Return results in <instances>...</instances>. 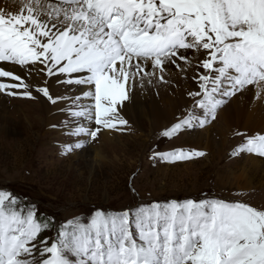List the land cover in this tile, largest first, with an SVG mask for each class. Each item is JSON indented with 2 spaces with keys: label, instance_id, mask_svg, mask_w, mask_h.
Instances as JSON below:
<instances>
[{
  "label": "snow or ice",
  "instance_id": "6c2138e0",
  "mask_svg": "<svg viewBox=\"0 0 264 264\" xmlns=\"http://www.w3.org/2000/svg\"><path fill=\"white\" fill-rule=\"evenodd\" d=\"M189 50L204 54L197 64L203 72L193 77L198 91L189 92L193 107L165 137L215 119L222 104L251 85L264 98V0H13L0 6V92L35 98L33 86L3 64L88 88L62 98L35 86L52 105L72 101L61 111L73 118L69 134L77 139L62 145V154L83 149L101 129L123 130L129 82L133 89L137 77L142 88L157 75L168 82L170 65L190 64ZM93 120L95 127L86 126ZM237 151L264 157V134L247 136ZM153 155L175 162L204 153L177 148ZM18 204L0 190V264H264V210L247 203L189 198L119 213L96 210L86 222L77 217L60 225L51 241L39 240L47 222Z\"/></svg>",
  "mask_w": 264,
  "mask_h": 264
},
{
  "label": "rangeland",
  "instance_id": "374dc122",
  "mask_svg": "<svg viewBox=\"0 0 264 264\" xmlns=\"http://www.w3.org/2000/svg\"><path fill=\"white\" fill-rule=\"evenodd\" d=\"M64 85L57 84V93L71 98L68 85ZM6 99L5 113L12 109L29 110L36 104H32L33 98L6 95ZM226 105L227 102L217 109L215 119H209L203 126L197 123L195 127L198 134L211 127L213 152L202 151L203 156L175 162L153 155L177 148L186 150L183 132L173 137L163 135L170 125L148 139L143 134L148 132L147 121L142 119L140 130L130 124L121 132L113 131V138L110 136L106 140L100 133L97 139L89 140L87 146L90 145L96 154L84 155L82 149L62 154L61 146L77 139L69 134L73 118L66 115L61 117L63 120L55 119L49 125L56 127L49 129L48 122L41 125L34 116L27 115L32 125L28 126L27 120L22 119L23 123L14 125L17 132L0 134V190L18 197L17 207L24 205L35 209L38 220L48 224L39 240L48 238L49 241L57 236L60 225L77 217L86 222L96 210L119 213L153 202H182L189 198L242 202L264 210V168L255 169L245 160L249 156L263 160L264 157L237 151L250 132H228L222 151L216 152V132L220 128L223 130L218 111ZM241 171L251 181L250 187L239 186L232 181V176H225V172L239 175Z\"/></svg>",
  "mask_w": 264,
  "mask_h": 264
},
{
  "label": "bare ground",
  "instance_id": "6f19581e",
  "mask_svg": "<svg viewBox=\"0 0 264 264\" xmlns=\"http://www.w3.org/2000/svg\"><path fill=\"white\" fill-rule=\"evenodd\" d=\"M12 3L13 0H0V6H6ZM203 58V50H201L200 53H195V51L189 50L187 53V59L190 64H185L184 61H178L181 66L180 68H177L175 65H170L164 74L165 80L168 82L160 81L157 75V77L153 78L151 85H148L145 80V86L142 88L140 86L139 77H137V83L133 89L130 81L129 88L132 99L129 102H126V104L120 109L121 115L128 120L127 126L129 127L130 124H132V128L137 130L139 128L140 130V121L145 119L147 121L148 132L143 134L146 138L151 139L152 136L162 130L163 127L171 126L185 116L188 110L194 105V98L189 96V92L198 91V86L193 77L196 76L198 72H203L202 69L197 68L198 61ZM3 66L6 69L14 70L15 74L21 75L26 83L33 86L32 91L33 96L35 97V102H32V104H36L33 107L31 106L32 108L29 110L15 111L14 109H9L10 111L5 113V111H7V94L0 92V134L17 132L14 125L22 122V119L27 120V115L34 116L36 121L39 120L41 125L46 122H48L47 125H49L55 119L58 120L59 118H64V116H66L61 110L67 109L71 105V99L63 100L56 105H52L45 97L35 91V86H48L50 93L54 97H62L57 93L58 87L56 86L57 84L64 85L66 83H58L55 77L48 78L44 72H38V69H34L29 73L27 69H21L20 66L12 64H3ZM39 68H43V65H40ZM146 71H151L150 64L146 68ZM61 79L66 80L67 78L61 77ZM4 82L10 83L12 81L10 78H4ZM36 82L38 84H36ZM67 88L72 93L71 98L80 95L81 89L88 90L87 86L68 85ZM13 91H20V89ZM257 91V86L251 85L243 94H237L236 96L229 98L227 100V105L219 109L218 117L223 120V130L220 128V130L216 132L218 139L213 137L216 141L215 148L217 149V153L222 151L223 148L221 147L226 142L225 137L228 132H246L247 134L250 132L249 135L264 134V98H258ZM262 96H264V94H262ZM25 101L26 100H21V102ZM81 103H90V101L82 100ZM39 108H41V111H38ZM28 122L30 121L27 120L25 122L28 126L32 125ZM27 125H24V127L28 128ZM86 126L95 127L94 120L91 124H87ZM195 127L181 130V132H183V146L186 150L191 149L212 153L213 142L210 133L211 127L205 128L200 134L196 132L198 129L195 130ZM48 128L51 129L55 127L49 125ZM113 131L121 132L122 130L101 129V134L103 135V138H106L107 140L113 135ZM201 133H205V135H202ZM86 146L81 150L84 155L94 153L95 150H93L90 145ZM245 160L247 165L254 167L255 169L264 168V160L262 158L257 159L256 157L249 156L246 157ZM225 174V176H232V181L239 186L244 184L245 187H250L251 185V181L247 178L244 171H241L239 175H235L233 172H225Z\"/></svg>",
  "mask_w": 264,
  "mask_h": 264
}]
</instances>
